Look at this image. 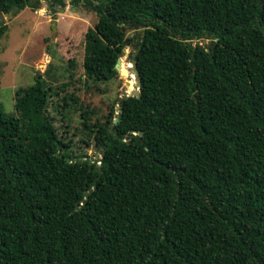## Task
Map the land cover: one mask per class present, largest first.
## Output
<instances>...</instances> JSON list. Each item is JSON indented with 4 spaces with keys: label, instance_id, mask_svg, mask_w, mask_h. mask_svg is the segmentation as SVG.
Wrapping results in <instances>:
<instances>
[{
    "label": "trees",
    "instance_id": "trees-1",
    "mask_svg": "<svg viewBox=\"0 0 264 264\" xmlns=\"http://www.w3.org/2000/svg\"><path fill=\"white\" fill-rule=\"evenodd\" d=\"M84 2L86 79L130 47L138 95L81 109L97 160L59 137L42 75L0 103V264H264V0Z\"/></svg>",
    "mask_w": 264,
    "mask_h": 264
},
{
    "label": "rangeland",
    "instance_id": "rangeland-1",
    "mask_svg": "<svg viewBox=\"0 0 264 264\" xmlns=\"http://www.w3.org/2000/svg\"><path fill=\"white\" fill-rule=\"evenodd\" d=\"M51 1L40 0L41 8L36 11L25 8L15 16H6L3 25H7V29L0 38V103L7 114H14L15 91L30 86L35 76L42 75L52 86L64 89L59 96L50 99L48 106L59 137L65 143L70 142L68 149L74 154L85 153L97 160L100 155L93 139H88L81 125V109L87 110L94 121L104 116L112 101L123 97L122 92H126V96L135 94L131 48L124 49L120 58L123 66L114 80L86 79L82 67L84 36L93 28L97 15L85 7L84 0H76V3L64 0V8ZM98 1L102 0H95ZM62 9L64 11L60 12ZM195 42L197 40L193 44ZM207 43V40L199 41L203 46ZM69 94H73L75 102L70 101L69 106L62 109L63 96Z\"/></svg>",
    "mask_w": 264,
    "mask_h": 264
},
{
    "label": "water",
    "instance_id": "water-1",
    "mask_svg": "<svg viewBox=\"0 0 264 264\" xmlns=\"http://www.w3.org/2000/svg\"><path fill=\"white\" fill-rule=\"evenodd\" d=\"M60 12H63L64 10H59ZM52 12H54V10H52ZM7 15L5 14H2L0 13V25H3L4 21H5V18H6ZM53 24L52 25H55V21L52 22ZM120 58L117 60L116 62V65H115V70L117 72H120ZM132 65V72L134 73V76H135V83H136V92H135V96L138 95V90H139V85H140V82H139V74H138V71H137V68H136V65L135 63H131ZM122 96H126V92H122Z\"/></svg>",
    "mask_w": 264,
    "mask_h": 264
},
{
    "label": "built area",
    "instance_id": "built-area-1",
    "mask_svg": "<svg viewBox=\"0 0 264 264\" xmlns=\"http://www.w3.org/2000/svg\"><path fill=\"white\" fill-rule=\"evenodd\" d=\"M97 164H100V162H98Z\"/></svg>",
    "mask_w": 264,
    "mask_h": 264
}]
</instances>
